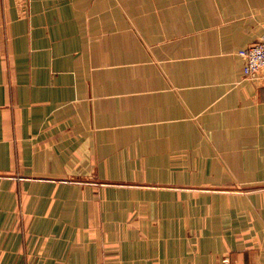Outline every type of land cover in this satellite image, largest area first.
<instances>
[{
	"label": "crops",
	"instance_id": "obj_1",
	"mask_svg": "<svg viewBox=\"0 0 264 264\" xmlns=\"http://www.w3.org/2000/svg\"><path fill=\"white\" fill-rule=\"evenodd\" d=\"M263 36L264 0H0V264H264Z\"/></svg>",
	"mask_w": 264,
	"mask_h": 264
},
{
	"label": "built area",
	"instance_id": "obj_2",
	"mask_svg": "<svg viewBox=\"0 0 264 264\" xmlns=\"http://www.w3.org/2000/svg\"><path fill=\"white\" fill-rule=\"evenodd\" d=\"M244 61L243 73L247 78L264 79V37L240 52Z\"/></svg>",
	"mask_w": 264,
	"mask_h": 264
},
{
	"label": "rangeland",
	"instance_id": "obj_3",
	"mask_svg": "<svg viewBox=\"0 0 264 264\" xmlns=\"http://www.w3.org/2000/svg\"><path fill=\"white\" fill-rule=\"evenodd\" d=\"M121 6V8H122V5H120ZM264 37V36H263ZM262 37V38H263ZM261 38V39H262ZM118 64L119 65H114L113 67H112V69H114V70H119L120 72H123L124 70H125V68H127V69H129V70H131V64H127V65H125V62H118ZM153 64H155V65H158V63H153ZM138 68L139 67H137V68H135L134 69V71H133V74L132 75H159V72H158V68L157 69H147V70H145V71H148L146 74H144V70L143 69H141V70H138ZM102 70V72L104 73L105 71H108L109 70V68H97V69H92V71H99V70ZM129 75H131V71H130V74ZM236 186H234L238 191H240V192H243V190H242V188H244V186H243V184H235ZM182 187H184V189H190V188H188L189 186H186V185H184V186H182ZM243 193H247L246 191H244Z\"/></svg>",
	"mask_w": 264,
	"mask_h": 264
}]
</instances>
